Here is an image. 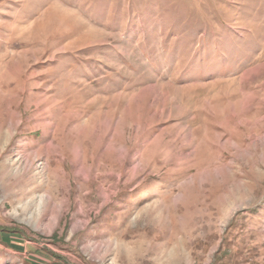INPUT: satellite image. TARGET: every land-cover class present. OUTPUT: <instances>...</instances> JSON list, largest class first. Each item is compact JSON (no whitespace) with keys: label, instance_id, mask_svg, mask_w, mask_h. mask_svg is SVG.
<instances>
[{"label":"rangeland","instance_id":"rangeland-1","mask_svg":"<svg viewBox=\"0 0 264 264\" xmlns=\"http://www.w3.org/2000/svg\"><path fill=\"white\" fill-rule=\"evenodd\" d=\"M0 264H264V0H0Z\"/></svg>","mask_w":264,"mask_h":264}]
</instances>
